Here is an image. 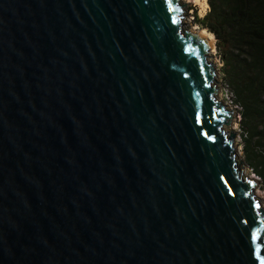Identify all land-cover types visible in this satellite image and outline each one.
Instances as JSON below:
<instances>
[{
    "label": "water",
    "instance_id": "95a60500",
    "mask_svg": "<svg viewBox=\"0 0 264 264\" xmlns=\"http://www.w3.org/2000/svg\"><path fill=\"white\" fill-rule=\"evenodd\" d=\"M180 2L0 0V264H264Z\"/></svg>",
    "mask_w": 264,
    "mask_h": 264
},
{
    "label": "trees",
    "instance_id": "16d2710c",
    "mask_svg": "<svg viewBox=\"0 0 264 264\" xmlns=\"http://www.w3.org/2000/svg\"><path fill=\"white\" fill-rule=\"evenodd\" d=\"M195 24L216 39L220 72L238 107L243 158L264 189V0H207Z\"/></svg>",
    "mask_w": 264,
    "mask_h": 264
},
{
    "label": "rangeland",
    "instance_id": "374dc122",
    "mask_svg": "<svg viewBox=\"0 0 264 264\" xmlns=\"http://www.w3.org/2000/svg\"><path fill=\"white\" fill-rule=\"evenodd\" d=\"M185 1V2H184ZM187 1V2H186ZM181 4L184 5H190V7L183 9L182 13V17H187L184 19H181V24H189L186 26H182V30L183 31H192L193 28H197V30L201 31L203 29H201L200 27H198L195 24V16H197V18H202L205 13L208 12V4H207V0H181L180 2ZM196 31V30H195ZM205 32H207L206 30H203ZM191 33V32H190ZM209 33V32H207ZM214 37V36H213ZM215 43H216V39L214 38ZM217 49H216V44H215V53L213 56H210V54H208V62L213 66L214 71H216L217 73H215V78L217 79V84L214 82V85L216 86L218 93L216 96V101L218 100V102L220 103L222 101V105L226 106V110L229 112H232V118H233V123L231 124V127L229 126H225V130L227 133H235V143L233 145V150H235L236 152H234V158L236 160L237 166H238V171L239 174H241V177L245 180L248 176V180L254 181L255 183V188L254 190H252V194L254 196V201L257 202L258 206L262 209H264V189H263V185L262 182L260 181V179L253 173L252 169L245 163L244 158H243V141H242V130L240 127V115H239V109H237V106H235L234 102H232V97L230 95V92L225 84V81L223 79V76L220 72V68H221V63H220V59L218 57L217 54ZM219 86V88H218ZM238 160H240V162L243 164L244 168L242 170V165L239 167V162ZM242 170V172H241Z\"/></svg>",
    "mask_w": 264,
    "mask_h": 264
},
{
    "label": "bare ground",
    "instance_id": "6f19581e",
    "mask_svg": "<svg viewBox=\"0 0 264 264\" xmlns=\"http://www.w3.org/2000/svg\"><path fill=\"white\" fill-rule=\"evenodd\" d=\"M190 32L192 34L198 35L199 37H201L203 40H205L207 43H209L211 45L212 48L210 50H208V53L210 54V56H213L214 53H215V40H214L213 35L210 34V33L205 32L203 30H201V31L199 30L198 31L197 28H193V30L190 31Z\"/></svg>",
    "mask_w": 264,
    "mask_h": 264
},
{
    "label": "built area",
    "instance_id": "2783aa9c",
    "mask_svg": "<svg viewBox=\"0 0 264 264\" xmlns=\"http://www.w3.org/2000/svg\"><path fill=\"white\" fill-rule=\"evenodd\" d=\"M230 92V91H229ZM230 95H231V97H232V94L230 93ZM236 106V105H235ZM237 109H238V107H237Z\"/></svg>",
    "mask_w": 264,
    "mask_h": 264
}]
</instances>
